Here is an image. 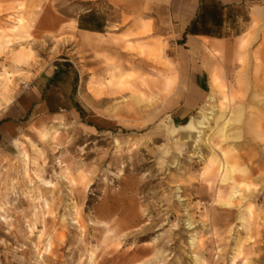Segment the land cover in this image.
Masks as SVG:
<instances>
[{
	"label": "rangeland",
	"instance_id": "1",
	"mask_svg": "<svg viewBox=\"0 0 264 264\" xmlns=\"http://www.w3.org/2000/svg\"><path fill=\"white\" fill-rule=\"evenodd\" d=\"M104 2L0 0V109L56 58L84 106L0 161V264H264V26L207 51V98L176 119L167 39L114 12L104 40L80 39Z\"/></svg>",
	"mask_w": 264,
	"mask_h": 264
},
{
	"label": "crops",
	"instance_id": "2",
	"mask_svg": "<svg viewBox=\"0 0 264 264\" xmlns=\"http://www.w3.org/2000/svg\"><path fill=\"white\" fill-rule=\"evenodd\" d=\"M106 1V8H90L77 16V34L82 42H91L96 36L104 40L114 12L136 18L131 27H147L142 32L150 30L152 39H167L176 71L185 83L174 112L176 119L188 117L207 98L211 77L207 51L216 53L222 43L245 35L253 26H264V0ZM148 47L140 50L149 54ZM79 82V69L69 58H56L37 70L0 109V161L17 150L32 122L62 112L81 119L84 106L77 98Z\"/></svg>",
	"mask_w": 264,
	"mask_h": 264
}]
</instances>
